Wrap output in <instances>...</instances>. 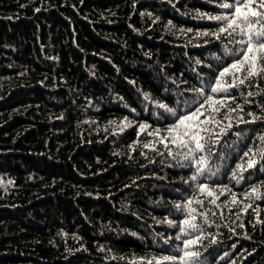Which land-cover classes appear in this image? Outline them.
<instances>
[{"label": "trees", "instance_id": "trees-1", "mask_svg": "<svg viewBox=\"0 0 264 264\" xmlns=\"http://www.w3.org/2000/svg\"><path fill=\"white\" fill-rule=\"evenodd\" d=\"M223 2L0 0V264H264V74L211 92ZM208 96L202 151L161 140Z\"/></svg>", "mask_w": 264, "mask_h": 264}, {"label": "snow or ice", "instance_id": "snow-or-ice-1", "mask_svg": "<svg viewBox=\"0 0 264 264\" xmlns=\"http://www.w3.org/2000/svg\"><path fill=\"white\" fill-rule=\"evenodd\" d=\"M256 7H253V6ZM220 7L224 9L230 10L226 14H222L219 16L211 17L216 21H223L224 23L219 27L216 33L213 35L216 36L217 39L221 38L222 34H227L228 36H232L233 34H239L240 36H246L247 39L234 40V43H238L244 45L239 52V59H235L224 67L218 74L216 78L215 84L211 87V92L219 93V92H227L228 88L237 87L235 80L237 79L235 73L242 72L246 73L242 78H239V84H244L246 80L250 79L253 76L264 74V65L257 66V59L264 60V0H232V2H228L225 0ZM256 25H260L259 28ZM255 50L256 53L259 54L252 56V63H249V54L253 53ZM232 73L233 82L225 83L223 78L225 75ZM198 91L203 94L204 89H198ZM251 95V93H249ZM214 101L212 96H208L203 103H200L193 110L188 111L182 115L176 117L175 122L171 127L166 129L167 135L161 138L164 140H171L173 144L177 147L188 148L189 142L194 143L195 150L202 151L204 145L200 143L199 132L194 131L191 128V125L188 123L190 121L196 120L199 121V116L203 115L201 109H204L205 104H208L210 107ZM159 107L167 108L166 105L160 104ZM169 112H172L175 116L176 113L173 109L168 108ZM215 110V109H214ZM212 122V119L209 118L206 121H200V123ZM145 126H141L143 130ZM206 130V129H202ZM156 135L160 134V130H156ZM187 137L188 139H185ZM193 151V149L189 148V154ZM245 156L248 155L246 152ZM185 159H188V154H185ZM200 164L204 163L203 159L197 161ZM255 164V160H252L248 163V167L251 168ZM203 169H198V171H202ZM193 180L196 179L195 176L192 177ZM206 186L200 185L201 190H203ZM211 194V193H209ZM189 203H191L189 201ZM181 206L177 205L179 209ZM191 216V211L189 212ZM192 219H195L194 217ZM182 223L191 229H197L199 226L192 222L190 219H185ZM183 231V229H182ZM195 243V241L189 240L185 241V247H188ZM197 255V253L193 252H185V257H193ZM164 259H175V257H165Z\"/></svg>", "mask_w": 264, "mask_h": 264}]
</instances>
